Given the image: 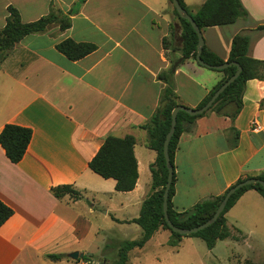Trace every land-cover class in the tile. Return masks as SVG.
<instances>
[{
    "label": "crops",
    "instance_id": "1",
    "mask_svg": "<svg viewBox=\"0 0 264 264\" xmlns=\"http://www.w3.org/2000/svg\"><path fill=\"white\" fill-rule=\"evenodd\" d=\"M183 2L195 14L205 0ZM239 2L246 17L202 28L204 45L226 61L233 37L247 36V56L264 61V30L257 29L264 24V0ZM9 6L22 23L55 11L68 15L70 26L61 31L52 24L27 35L0 61V131L14 124L32 132L16 164L0 146V200L13 210L0 227V264L79 263L67 255L77 251L85 256L81 243L88 237L127 231L152 192L150 168L156 153L147 146L142 126L164 102L166 84L158 75L171 67L176 101L196 108L222 74L192 58L182 60L181 27L169 0H0V30ZM171 24H178L173 36ZM66 39L95 49L71 61L56 48ZM263 97L264 82L248 80L233 121L207 112L195 120L192 131L179 136L173 158L174 211H185L223 194L239 178L264 171ZM126 135L135 140L138 178L133 190L118 192L115 181L93 173L88 162L107 136ZM63 185L79 197L51 193L52 187ZM225 218L231 237L210 250L198 237H182L170 246V231L160 228L142 248L128 252L126 264H131L132 253L139 255L151 245L168 247L171 264H205L191 258L197 247L206 250L204 257L213 264H264L263 197L253 189L245 191ZM56 254L64 257H48Z\"/></svg>",
    "mask_w": 264,
    "mask_h": 264
},
{
    "label": "trees",
    "instance_id": "2",
    "mask_svg": "<svg viewBox=\"0 0 264 264\" xmlns=\"http://www.w3.org/2000/svg\"><path fill=\"white\" fill-rule=\"evenodd\" d=\"M169 2L171 3L170 0ZM178 2L192 17L200 30L206 27L231 24L239 18L246 17V11L241 6L239 0H205L195 14L189 13L183 0H178ZM7 12L8 16L5 25L0 30V61L5 57V53L25 36L44 32L52 24L58 25L61 31L70 26L68 15L55 11H50L47 15L28 23H22L20 21L19 14L13 7L9 6ZM172 12L176 16L177 23H179L181 27L180 36L182 44L179 50L182 55V60L187 58L195 60L197 45L196 33L189 22L178 15L173 6ZM257 29L264 30V24L258 26ZM169 31L170 35L173 36L175 32L173 24L170 25ZM248 44L249 39L247 36L235 35L231 41L229 56L226 61L221 60L203 45L200 57L207 65L218 66L225 62H232L237 63L241 67L240 74L217 97L207 112L229 117L230 120L233 121L241 110L242 96L246 82L251 79H258L264 82V61L247 56ZM163 47L167 48L166 39H163ZM56 48L67 59L76 61L93 52L95 46L90 43H78L71 39H66L61 41ZM236 70L237 67L234 65H230L222 70H217V72L222 74V77L196 108L203 106L209 101L214 92L229 79ZM172 74V69L170 67L167 71L158 75V79L166 84L161 96V101H164L165 104L162 108H158L155 111L146 125L142 126V128L147 130V146L155 151L156 160L154 165L150 168L152 192L143 201L138 217L131 220V222L137 224L141 228V237L137 240L121 243L118 246L117 258L112 264H126L128 261V252L134 248H142L160 228L170 231L171 237L168 241L170 246H177L182 237H198L204 241L206 247L210 250L217 241L231 237V233L226 225L225 214L245 191L253 189L264 199V188L259 184L247 185L237 190L229 198L224 210L216 221L206 228L191 235H181L169 228L162 211L163 192L167 177V169L163 158V142L170 128L171 112L176 106L180 105V103L176 101V95L171 84ZM259 107L260 109H264V97L260 101ZM207 112L196 116H191L183 111L177 113L175 130L168 145V154L172 166L179 136L182 133L192 131L195 120L204 116ZM231 130L236 132L234 128H231ZM31 133L30 128L14 124H5L2 127L0 131V146L6 158L11 163L16 164L22 159L31 139ZM134 144L135 140L131 135H126L124 137L107 136L96 154L88 162V168L103 179H113L115 181L114 189L118 192L133 190L138 178L137 162L133 154ZM251 177L259 178L264 181V171L257 176L239 178L235 183ZM173 181L174 174L168 190L167 214L169 221L173 226L178 228L189 229L197 227L209 220L225 193L204 199L185 211L176 212L173 210L171 202L174 192ZM50 191L57 198L64 194H69L74 198L79 197V193L69 185L52 187ZM12 214L13 210L0 200V227L12 216ZM233 238L235 240L239 239L237 236H233ZM48 257L57 260L64 257V255L56 254L48 255ZM89 258L90 256H83L82 260L89 261ZM243 264L251 263L245 261Z\"/></svg>",
    "mask_w": 264,
    "mask_h": 264
},
{
    "label": "water",
    "instance_id": "3",
    "mask_svg": "<svg viewBox=\"0 0 264 264\" xmlns=\"http://www.w3.org/2000/svg\"><path fill=\"white\" fill-rule=\"evenodd\" d=\"M171 1V5L173 6V8L176 10V12L178 13V15L184 19H186L189 24L191 25L192 29L195 31L196 36H197V45H196V55H195V61L206 68H210V69H215V70H222L230 65H234L237 67L236 72L229 78L227 79L212 95V97L209 99V101H207L203 106L199 107V108H189V107H184L181 105L176 106L172 112H171V124H170V128L168 130V132L165 135V139L163 142V158H164V162H165V167L167 169V177H166V183H165V187H164V192H163V202H162V211H163V215L165 218V221L167 223V225L169 226V228L181 235H191L194 234L196 232H198L199 230L206 228L207 226H209L210 224H212L213 222L216 221V219L219 217V215L222 213V211L224 210V207L226 205V203L228 202L229 198L239 189L247 186V185H251V184H259L262 188H264V181H262L259 178H255V177H251V178H247L244 179L238 183H235L234 185H232L231 187H229L225 193L223 194V198L221 199L220 203L218 204L216 210L214 211L212 217L205 221L204 223L198 225L197 227H193V228H189V229H185V228H178L173 226V224L169 221L168 218V214H167V199H168V190L170 188L172 179H173V166L170 163V159H169V154H168V145H169V141L174 133L175 130V125H176V116L177 113L179 111H183L191 116H196V115H201L205 112H207L210 107L212 106V104L214 103V101L217 99V97L224 91V89L231 84L236 77L240 74L241 72V67L237 64V63H232V62H225L221 65L218 66H211V65H207L206 63H204L201 60V52H202V48L204 45V41H203V37L201 34V30L198 28V26L196 25V23L194 22V20L192 19V17L180 6L178 0H170ZM176 30L178 29V24L174 25ZM176 67V64L174 65V68ZM165 104V102H162L161 107H163V105ZM71 260H78L81 259L83 257V253H78L77 251H73L71 253H69L67 255Z\"/></svg>",
    "mask_w": 264,
    "mask_h": 264
},
{
    "label": "rangeland",
    "instance_id": "4",
    "mask_svg": "<svg viewBox=\"0 0 264 264\" xmlns=\"http://www.w3.org/2000/svg\"><path fill=\"white\" fill-rule=\"evenodd\" d=\"M135 215L136 210L133 211ZM134 215V216H135ZM127 231L116 234H106L100 237L92 238L88 237L81 243V247L85 251V256H90L87 264H94L93 259L99 260L95 264H112L117 258L118 246L125 241H132L140 238L141 230L137 224L130 222ZM133 223V224H132ZM108 227V226H107ZM162 239V238H161ZM204 246V243L202 242ZM205 247V246H204ZM243 250V248H242ZM169 248L166 246L161 247L160 245H151L141 254L135 255V252L130 256L131 264H171V256L169 254ZM230 252V250L228 251ZM82 253V252H80ZM206 250L201 248H194L191 258L196 262L198 259H202L205 264H213L204 257ZM90 254V255H89ZM227 254V251H226ZM82 264L80 259L79 263Z\"/></svg>",
    "mask_w": 264,
    "mask_h": 264
}]
</instances>
